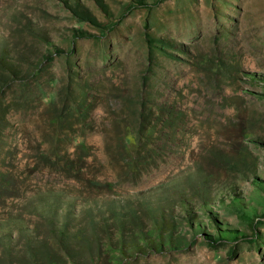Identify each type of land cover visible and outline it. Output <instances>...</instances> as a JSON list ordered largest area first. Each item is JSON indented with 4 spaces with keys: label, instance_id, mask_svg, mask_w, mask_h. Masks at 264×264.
Here are the masks:
<instances>
[{
    "label": "rangeland",
    "instance_id": "374dc122",
    "mask_svg": "<svg viewBox=\"0 0 264 264\" xmlns=\"http://www.w3.org/2000/svg\"><path fill=\"white\" fill-rule=\"evenodd\" d=\"M144 2L0 0V264H264V0Z\"/></svg>",
    "mask_w": 264,
    "mask_h": 264
},
{
    "label": "trees",
    "instance_id": "16d2710c",
    "mask_svg": "<svg viewBox=\"0 0 264 264\" xmlns=\"http://www.w3.org/2000/svg\"><path fill=\"white\" fill-rule=\"evenodd\" d=\"M137 1L140 4L145 3L144 0H137ZM71 8L74 10L75 14L79 16L80 18L85 19V20L89 19V20H92L93 22H96L95 18H93L88 11L82 9V6L80 4L75 5V7L71 6ZM88 35L89 33L86 31H83V30L79 31V37L86 38ZM149 42L151 45H153V40L151 38L149 39ZM236 202L237 201H234L235 204ZM214 221L216 220L214 219ZM192 223H193V220L190 221V224ZM215 226L218 231L217 235H211L207 233V230H205L204 228H201V226H198L199 227L198 230L200 229L201 232L203 233L205 232L206 239H208V244L210 246H213V247L224 246L228 240H238L240 238L239 232L236 230L223 229L218 225L217 221L215 222ZM194 229H195V226H194ZM159 237H160V244L157 245L158 247H156V245H154L153 242H147V240L144 239L146 242L145 245L137 244L134 247V249L137 250V252L139 253L146 254V252H148V249L150 248H155L157 252H162L166 250V248L168 249V247L183 248L184 246H187L189 244V241H187L186 238H184L183 240H178V239H175L173 234L168 236V239L162 238V235H160ZM121 250H122L121 254L123 253L125 254L124 249L121 248ZM113 264H119V261L116 260L113 262Z\"/></svg>",
    "mask_w": 264,
    "mask_h": 264
}]
</instances>
